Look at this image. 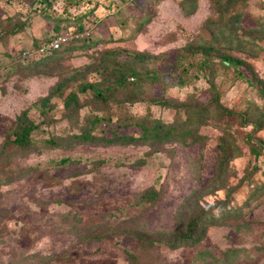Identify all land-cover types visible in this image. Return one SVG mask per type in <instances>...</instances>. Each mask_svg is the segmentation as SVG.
I'll return each mask as SVG.
<instances>
[{
	"label": "rangeland",
	"instance_id": "obj_1",
	"mask_svg": "<svg viewBox=\"0 0 264 264\" xmlns=\"http://www.w3.org/2000/svg\"><path fill=\"white\" fill-rule=\"evenodd\" d=\"M226 1L52 0L45 9L37 0H0V149L21 112L36 123L42 121L36 104L48 95L50 120L39 135L56 141L55 146L41 144L28 154H6L0 161V180L17 170L31 172L9 184L0 182L5 226L0 229V264H132L129 254L136 256V264H264V97L257 82L264 84V28H251L264 25V0H235L229 7ZM235 11L242 13L240 21L221 22ZM85 13L81 22L90 34L87 48L38 68L17 63L33 41L53 37L56 24L60 32H71L81 23L73 18ZM210 22L215 25L206 27ZM17 25L22 28L13 32ZM253 29L254 34L248 33ZM211 32L247 66L225 68L213 54L210 66L199 67L200 53L189 52L187 45L210 40ZM108 49L156 58L149 62L163 85L145 82L140 101L128 107L131 114L148 112L171 123L175 110L151 104V99L202 106L212 99L213 85L220 113L212 111L199 129L203 143L173 142L159 148L72 144L71 135L91 126L92 134L99 135L104 122L86 123L85 118L100 112L87 104L77 113L64 108L63 99L77 82L61 94L54 88ZM119 56L127 59L123 53ZM178 74L182 85L174 86L171 81ZM85 80L100 79L90 73ZM121 96L124 93L114 97ZM80 100L85 103L88 97ZM111 124L116 128L115 119ZM104 132L111 134L107 126ZM119 133L135 134L138 129L120 128ZM223 135L233 144L235 156L224 178L214 184L218 138ZM148 191L156 202L144 204ZM190 197L197 199L186 204ZM223 204L230 207V217L207 225L194 246L172 250L161 244L142 250L136 239L123 234V228L133 227L150 236L179 226L185 230L190 213L200 207L214 211ZM95 235L101 239L90 240Z\"/></svg>",
	"mask_w": 264,
	"mask_h": 264
},
{
	"label": "trees",
	"instance_id": "obj_2",
	"mask_svg": "<svg viewBox=\"0 0 264 264\" xmlns=\"http://www.w3.org/2000/svg\"><path fill=\"white\" fill-rule=\"evenodd\" d=\"M51 1L52 0H37V2L45 4V9H49L51 7ZM234 1L235 0H227L224 4L229 7L234 4ZM85 16L86 13L79 14L74 17L73 20L81 22V18ZM241 16L242 13L240 11H235L227 19L221 18V22L227 23V25L229 23V25H231L234 24L235 20L240 21ZM52 18L56 19L55 17ZM58 18V20H61L62 22L66 19L65 17ZM208 24H210V26L215 25V23L210 22L206 24V27H209ZM261 26L264 28V25L259 22L255 26H251V28H258ZM20 27L21 26L17 25L13 32L20 30ZM61 29V25L56 24L54 26L56 34L46 41L41 42L48 43L59 35L69 34L71 39L65 44H62L59 49L37 60H22L20 58L22 52L37 49L39 44H41L33 41L30 48L24 49L20 52L17 57V63L19 65L30 66L31 68H38L40 66L61 60L64 56L70 54L75 49L87 48L86 44L90 34H88V31L86 30L87 27H85L83 22L79 23L71 32H66L67 30L60 32ZM255 32L256 30L254 29L248 31L250 34H254ZM215 34V32L210 33V40L202 39L201 42L197 44H192L190 46L187 45V47L190 48L188 49L189 52L200 53L202 61L200 62L199 67L210 66L209 59L213 54L225 68L233 67L237 69L238 67L247 66L245 61L230 54L231 50H229V47L215 39ZM120 53L127 55V59H120ZM154 59H156L155 56L142 53L140 51L128 52L123 49L103 50L83 71H76L72 78L65 79L64 81L58 83V85L54 88L55 94H61L68 84L77 82V86L65 95L63 99L64 108H74L75 113H77L79 109H82L83 106L87 104V106L91 108V111L100 112L85 118L86 123L96 125L104 122V126L100 130L99 135L92 134V131L94 130L92 126L87 130L81 131L80 134L71 135L70 140H72V144L79 142L81 144H104L107 146L148 145L153 148H159L173 142L181 143L186 146L192 143H203L202 136L198 133L199 129L206 125V119L211 115L212 111L220 113L218 94L214 93L216 91L213 85L210 88L213 93L212 99L206 105L202 106H196L191 103L189 105L184 103L172 105L164 97H154L151 99L149 101L151 104L175 110L176 119L171 123H165L160 119L153 118L148 112L140 116L129 112V105L140 101V90L145 82L156 83L157 86L160 87L163 85V80H161L156 73L154 64L150 65L149 61ZM180 62L177 67L179 70L181 69ZM90 73L98 75L100 80L95 82L86 81L85 77ZM238 75L241 74L238 73ZM174 78L175 81H173V79L171 81L172 85H182L180 74L175 75ZM257 82L262 84L258 90L264 97V84L258 80ZM121 92L124 93V96H121V98L114 97L117 93ZM126 92H129V95H126ZM84 95L88 97V100L85 103H82L80 96ZM50 100L51 95H48L37 101L36 108H38L39 114L42 117V121L39 123L31 120L26 111L20 113V115L16 118L11 136L6 138L2 144L3 146L0 149V161L6 154L7 157L16 153L20 154L21 152L28 154L33 152L35 148L41 144H44L45 146L48 144V147L56 145L55 140H44L39 135L42 133V126L45 122L47 123L50 120V116L47 115L52 109ZM112 108H115L118 112H112L113 114H111L110 109ZM106 109L109 110L105 111ZM114 119L116 128H114L111 124ZM105 123L107 125H105ZM106 126L110 128V136L105 135L104 128H106ZM129 127L137 128L138 133H119L120 128L127 129ZM7 147L13 149L15 153H10L9 150H6ZM217 147L219 152L215 158V172L211 179L214 184L219 183V181L224 178L228 165L235 156V148L233 144L224 135L218 138ZM29 173H31L30 169H27L26 171L17 170L11 172L10 177L8 176L5 179H1L0 182L3 184H9L14 180L25 177ZM151 192L152 191H148L143 194L144 197H148V199H145L148 203L146 202L144 204H152L156 202V199H152V197L149 196ZM140 198L143 197L141 196ZM195 198L197 199V197H190L189 199H186V204H189L190 202L193 203L192 200ZM142 200L143 199L140 200V203L135 202V204L141 205ZM229 209L230 207L226 204L219 205L214 211L202 209L200 207L198 211H194L189 214L185 230L179 226L174 232L150 236L147 233H138V227H133L132 230L123 228V234L136 239L142 250L153 249V247L161 244L172 250L182 247H190L198 244L203 239L207 225H219L222 224L224 220L229 218L231 214ZM0 212L4 213V209L0 208ZM3 219L6 220L4 217ZM182 220L183 218L180 219V224L182 223ZM2 222L3 221H1L0 217V229L5 228ZM135 223L137 222L134 219L133 224ZM100 239V236L95 235L91 237L90 240L97 241ZM128 257L132 261V264L137 263L136 256L134 254H129Z\"/></svg>",
	"mask_w": 264,
	"mask_h": 264
},
{
	"label": "built area",
	"instance_id": "obj_3",
	"mask_svg": "<svg viewBox=\"0 0 264 264\" xmlns=\"http://www.w3.org/2000/svg\"><path fill=\"white\" fill-rule=\"evenodd\" d=\"M71 39V36L69 34H62L58 37H55L48 43H41L37 47V49L31 50V51H24L21 53L20 58L22 60H37L42 57H45L52 53L53 51L59 49V47L62 44H65Z\"/></svg>",
	"mask_w": 264,
	"mask_h": 264
}]
</instances>
